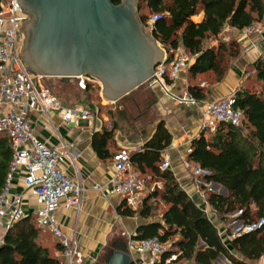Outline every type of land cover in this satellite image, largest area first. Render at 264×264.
Here are the masks:
<instances>
[{"label": "trees", "instance_id": "16d2710c", "mask_svg": "<svg viewBox=\"0 0 264 264\" xmlns=\"http://www.w3.org/2000/svg\"><path fill=\"white\" fill-rule=\"evenodd\" d=\"M1 3V0H0ZM137 16L142 23L152 14H159L151 35L165 49L181 44L193 58L189 73L211 72L221 80L229 60L236 57L239 45L235 40H217L215 45L206 42L216 38L229 26L241 31L264 16V0H137ZM147 12H143V10ZM201 14L199 20L196 17ZM255 76L262 83L260 89L236 91L235 107L243 113V125L221 122L208 136L201 132L190 142L188 158L208 174L206 182H215L226 188L227 195L206 190L208 204L222 218L241 211L236 219L246 226L263 223L248 232H241L225 244L217 228L205 211L179 186L173 173L160 171L161 151L171 142V134L163 121L157 123L152 137L141 149L130 153L133 165L162 183L161 190L152 191L141 203L140 214L147 218L152 212L151 199L168 205L161 220L141 224L132 235L141 240L158 236L168 244L158 261L176 258L167 264H180L193 260L194 264H213L223 256L230 264H262L264 254V56L253 62ZM88 84L84 89L88 88ZM189 92L203 99L205 92L198 85H189ZM112 128L102 126L91 135V145L98 158L112 157L109 142L115 136ZM12 158L10 142L0 135V191L4 186L8 165ZM202 188H205L202 186ZM121 216L131 217L136 211L125 203L118 206ZM33 215H25L12 223L0 244V264H60L49 249L39 240ZM202 242V246H199ZM234 251L239 254L236 256Z\"/></svg>", "mask_w": 264, "mask_h": 264}, {"label": "built area", "instance_id": "2783aa9c", "mask_svg": "<svg viewBox=\"0 0 264 264\" xmlns=\"http://www.w3.org/2000/svg\"><path fill=\"white\" fill-rule=\"evenodd\" d=\"M159 14H152L143 23L144 29L151 35L153 24ZM28 19L19 7L17 0H1L0 3V135H5L12 150L5 183L0 191V228H7L25 216L23 197L30 195L35 201L34 223L41 233L50 234L57 242L54 257L60 264H93L79 240L68 235L57 220V211L61 206L79 212L87 187L83 184L78 168L79 153L71 143L58 136L53 123V115L60 116L66 124L75 119L94 118L95 113L79 105H69L59 99L44 84L45 76L33 72L20 56L23 42L21 26ZM243 36L264 34V16L240 31ZM158 42V41H157ZM159 43V42H158ZM160 44V43H159ZM161 46V44H160ZM164 55L154 68L152 76L144 83L147 87H158L165 95L181 104L195 105L200 110L202 131H214L221 122L236 126L243 125V113L235 107L236 91L214 101L197 99L192 95L185 80L184 87L175 91V85L182 73L189 70L192 57L185 48L178 44L173 49H165ZM95 81L81 76L77 80L80 88L86 87L87 81ZM202 83L201 85H203ZM46 119V125L59 138L56 145H48L34 134L35 125ZM192 148L185 150L184 166L197 179L204 171L197 163L188 158ZM113 172L105 184L94 183L91 189L105 196L107 193L118 194L127 207L135 210L145 195L161 190L162 183L148 173H142L132 163L130 153L117 150L112 157ZM170 157L166 148L161 151L158 164L160 171L169 169ZM67 168L73 171L69 175ZM22 169L23 192H12L13 178ZM237 211L233 216H237ZM263 223L260 219L258 227ZM250 227L247 226L246 229ZM253 228V229H254ZM245 229V230H246ZM244 230V231H245ZM4 235H0V244ZM168 244L158 236L146 239H133L128 236L126 248L132 264H149L145 255L149 253L159 257ZM176 258L175 254L165 259L164 264Z\"/></svg>", "mask_w": 264, "mask_h": 264}, {"label": "crops", "instance_id": "0c3cea01", "mask_svg": "<svg viewBox=\"0 0 264 264\" xmlns=\"http://www.w3.org/2000/svg\"><path fill=\"white\" fill-rule=\"evenodd\" d=\"M196 18L195 20H199L201 14ZM217 40L224 42L235 40L240 49L239 54L229 60L224 77L218 81L211 72L191 76L188 70L187 73L181 74V78L175 85V91L181 90L186 80L187 86L198 85L204 90L205 96L202 100L214 101L233 91L262 87V83L256 79L253 62L258 57L264 56V34L243 36L240 31L227 26L218 35L217 39H209L211 42L208 45H215ZM192 61L193 58L190 64ZM253 78H255L254 81ZM73 80L77 83L76 79ZM63 83L66 84L67 82ZM202 83L204 84L201 85ZM138 88L140 86L124 96H129V99L123 105L115 104L124 97L113 102L114 110L117 112L121 108L132 106L138 114L131 119V124L124 132L118 131L117 121H113L116 123V129L113 140L109 142L110 153L113 154L115 150H125L131 153L141 149V146L152 137L157 123L163 121L171 134V142L166 147L170 157L169 170L173 173L179 186L205 211L208 218L217 228L223 242L228 244L234 236L244 232L247 226L236 219V216L230 217L232 214L223 219L222 215L213 210L206 200V190L222 195H227V190L226 194H224L222 186L213 182H206L203 177L199 179L200 183L198 184L199 187H197L196 177L184 166L186 148L190 146L192 139L203 132L200 110L195 105L181 104L172 100L156 86L151 88L146 86L140 90ZM76 105L85 108L84 105ZM52 117L60 139L71 143L79 153L77 161L79 173L83 184L88 188L79 212L61 206L57 211V220L65 233L75 236L79 240L84 252L93 261L109 242H111L112 246L119 243L123 234L126 233L128 236H132L141 224L152 221L162 222V213L168 205L158 215H153V212H151L149 217L144 218L140 214L141 201L139 207L135 209L136 213L131 217H125L121 216L117 211L118 206L124 203L120 195L107 193L103 196L91 189L94 183L105 184L113 172L111 157L105 160L98 158L91 145V135L94 131L100 130L104 126V122L107 128H112L113 122L107 123L106 118L100 119L97 114L90 119H75L72 124L64 123L60 116L56 114ZM143 119L145 122H141ZM34 134L39 140L48 145L59 143L57 135L47 127L45 118H41L35 125ZM204 134L208 136L209 132H204ZM67 172L69 175H73L71 169L67 168ZM22 177L23 171L20 169L13 178L12 192H23ZM202 186L206 187V189L202 188ZM157 201L161 204L164 203L159 199L150 200L153 204ZM23 206L26 216L33 214L36 205L32 196L24 195ZM5 231L6 229L1 227L0 235H4ZM199 246H202V242H199ZM48 249L53 251L54 256L57 242L53 250ZM234 254L239 256L235 251ZM160 256L154 257L147 253L145 261L152 264L158 261ZM180 264H194V261H182ZM213 264H230V262L226 258L218 257Z\"/></svg>", "mask_w": 264, "mask_h": 264}, {"label": "water", "instance_id": "95a60500", "mask_svg": "<svg viewBox=\"0 0 264 264\" xmlns=\"http://www.w3.org/2000/svg\"><path fill=\"white\" fill-rule=\"evenodd\" d=\"M17 3L28 16L20 28L24 35L20 56L26 65L39 75L63 82L90 77L100 82L101 96L107 102H115L145 83L164 55L137 16V0ZM222 189L226 194V188ZM132 263L122 241L105 258V264Z\"/></svg>", "mask_w": 264, "mask_h": 264}, {"label": "rangeland", "instance_id": "374dc122", "mask_svg": "<svg viewBox=\"0 0 264 264\" xmlns=\"http://www.w3.org/2000/svg\"><path fill=\"white\" fill-rule=\"evenodd\" d=\"M143 12H147L145 9ZM198 17V16H197ZM211 41H207L206 44L210 43ZM162 46V45H161ZM255 78H253V81ZM44 84L47 88H49L55 96H57L59 99L64 101L65 103H68L69 105H76L81 104L84 105L87 110L90 112H93L97 114V116L102 119L106 118L107 123H112L113 121H117V130L118 131H125L126 128L129 127L131 124V119L134 118L138 113L136 112V109L132 106L121 108L120 111H115L113 102H107L103 99L101 96V84L98 81H87L86 84H88L87 89H81L75 80L71 79L66 84L63 83L61 78L57 77H47L44 79ZM146 87V84H142L140 89H144ZM261 88V87H260ZM259 87H255L253 89H260ZM136 90V91H138ZM129 99V96H126L116 102L115 105H119L125 103L126 100ZM141 122H145L144 119L141 120ZM104 122V126H105ZM117 150H115L113 153H115ZM167 206L165 203H159L157 201L156 203H152V212L153 215H158L162 210ZM230 217H233V214L230 215ZM128 239V235L125 233L121 236V241L126 243ZM39 240L40 242L50 248V250H53L56 244V241L51 237L50 234H44L39 233ZM111 241V240H110ZM111 242L108 243V245L99 253L97 257L94 258L93 264H105V258L106 254L109 252V248H112ZM53 255V251H50Z\"/></svg>", "mask_w": 264, "mask_h": 264}, {"label": "flooded vegetation", "instance_id": "af4514ba", "mask_svg": "<svg viewBox=\"0 0 264 264\" xmlns=\"http://www.w3.org/2000/svg\"><path fill=\"white\" fill-rule=\"evenodd\" d=\"M116 244H117V243H116ZM116 244H114V245L112 246V248H113ZM112 248H109V251H110ZM106 256H107V254H106Z\"/></svg>", "mask_w": 264, "mask_h": 264}]
</instances>
